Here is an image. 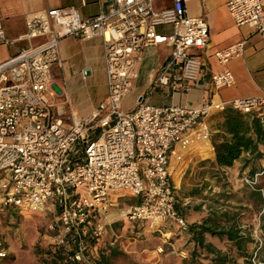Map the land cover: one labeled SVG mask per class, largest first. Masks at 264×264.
<instances>
[{
  "label": "built area",
  "instance_id": "1",
  "mask_svg": "<svg viewBox=\"0 0 264 264\" xmlns=\"http://www.w3.org/2000/svg\"><path fill=\"white\" fill-rule=\"evenodd\" d=\"M191 1L171 0L169 7L154 10V0H110L106 11L86 19L73 7L35 12L16 40L6 37L0 21V45L40 40L0 64V213L7 208L20 214L50 212L52 202L57 244L67 248L64 237H69L74 259L83 264H94L91 254L102 244L109 199L117 193L139 198L137 205L125 209L129 220L147 223L150 229L170 221L186 230L172 183L184 160L178 147L197 141L209 145L206 119L213 112L230 108L255 113L264 124V94L228 102L213 99L235 85L227 69L210 75L213 95L199 107H155L142 96L135 110L122 109L142 51L149 46L172 47L153 88L187 93L186 82L201 81L204 63L189 51L206 48L209 30L203 16L189 14ZM226 8L237 27H249L264 40V0H227ZM160 27H171L172 33H159ZM67 37L103 41L107 97L87 117H77L66 93L54 89L51 66L59 62V43ZM243 45L217 50L213 56L225 65L242 56ZM66 118L69 127L64 126ZM263 175L264 165L240 182L254 190ZM2 235L0 227V259L6 257Z\"/></svg>",
  "mask_w": 264,
  "mask_h": 264
},
{
  "label": "crops",
  "instance_id": "2",
  "mask_svg": "<svg viewBox=\"0 0 264 264\" xmlns=\"http://www.w3.org/2000/svg\"><path fill=\"white\" fill-rule=\"evenodd\" d=\"M109 2L110 0H0V21L6 37L16 40L25 33L26 20L32 13L73 7L82 18L86 19L106 11ZM226 2L227 0H194L187 4L190 15L203 16L208 24L209 42L206 48L201 51L195 49L189 51L204 63V74L201 81L198 84L186 82L190 87L187 93L172 90L170 87L157 86L153 88L160 68L172 53V47L168 43L149 46L142 51L137 66V78L133 81L130 94L122 102L124 111L135 110L137 102L142 96H147V103L155 107H199L213 95L210 87V75L224 69L233 74L235 85L218 91L213 96L215 101L228 102L234 99L260 97L264 94V40L253 29L236 26L228 15ZM170 5L171 0H154L153 2L154 10H161ZM160 28H158V32L163 33L162 30H159ZM39 42L40 40L36 39L31 42L16 41L11 46L0 45V64L14 56L17 50L30 44L36 45ZM237 43L244 44L242 56L230 60L225 65L219 64L213 56L214 52ZM71 45H77L78 50L74 54L67 51V47ZM78 55L83 56L82 60L76 61L75 59L74 61V57ZM59 56V62L51 66L54 89L66 93L70 106L77 117H87L106 99L107 82H105L106 87L101 91H87L85 94L80 92V88L75 83L76 78L86 81L93 75L95 68L102 67L105 73L102 38L94 37L87 41H80L72 37L64 38L59 43ZM131 96L133 104L124 108V102L127 103ZM220 121L221 113L219 112L211 113L206 119L211 132L209 145L197 141L191 147H178L184 160L181 165H178L180 168H177L172 174L173 185L176 184L179 176L186 175L188 177L184 182L185 186L191 178L200 182L201 185L204 182H212L208 178L201 179L198 173L202 169L201 161L212 162L215 159L211 138ZM258 149L263 154V159L259 160L261 169L257 173L262 170L264 165V144L259 145ZM251 156L253 155L245 153L231 168L222 170L229 175L236 172L244 175L249 170L248 168L243 170V165ZM172 162L174 166H177L174 161ZM263 177L264 175L259 178L258 182L261 187ZM243 178L245 176L239 181ZM191 185L195 189L199 186ZM126 197L125 194L117 193L109 199V214H107L109 221L105 223L102 245L109 246L119 253L111 264H130L132 261L139 264H183V260L193 248L189 231L179 229L170 221L150 229L147 223L129 220L122 216L123 213L115 209L119 206L126 209L138 204L127 202ZM191 199L181 198L184 205H190L188 202ZM196 201L198 200L196 199ZM203 216L204 214H190L185 219L187 226L197 222Z\"/></svg>",
  "mask_w": 264,
  "mask_h": 264
},
{
  "label": "trees",
  "instance_id": "3",
  "mask_svg": "<svg viewBox=\"0 0 264 264\" xmlns=\"http://www.w3.org/2000/svg\"><path fill=\"white\" fill-rule=\"evenodd\" d=\"M214 150V161L204 160L200 162L201 171L198 176L201 179L208 178L216 187L226 190L230 187L229 174L222 169L231 168L240 157L249 153L251 158L245 161L243 170L248 168L250 177L256 172V163L263 159L258 147L264 144V124L256 114H242L233 109L221 112V121L216 125L211 138ZM258 185L250 191V195L259 200L262 212L259 216L261 231V243L236 226L238 215L232 211H201V205L192 207L177 203L179 215L186 219L190 214H204L197 222L187 226L191 234L193 248L183 260V264H264V190ZM185 198L198 199L200 194L194 192L183 195ZM222 198H228L225 193L219 194ZM200 198V197H199ZM19 212L13 208H7L0 213V223L4 235L16 236ZM68 247L54 243L46 247L35 246L34 254L41 264H83L74 259L75 248L70 245L71 239L64 237ZM3 247L5 245L3 242ZM6 250V249H5ZM119 253L109 246H101L91 254L94 264H111ZM12 258L6 252V257L0 259V264Z\"/></svg>",
  "mask_w": 264,
  "mask_h": 264
},
{
  "label": "rangeland",
  "instance_id": "4",
  "mask_svg": "<svg viewBox=\"0 0 264 264\" xmlns=\"http://www.w3.org/2000/svg\"><path fill=\"white\" fill-rule=\"evenodd\" d=\"M159 30H162L165 34L172 33V29L169 27L160 28ZM77 50V45L67 47V51L71 54L76 53ZM82 58V55H78L77 57L75 56L73 60L75 61L76 59V61H81ZM105 82V73L102 67H100V69L95 68L93 75L86 81H83L81 78H76L75 84L80 88V92L85 94L87 91H101L104 87H106ZM92 98L94 99V96ZM132 100L133 97L131 96L128 98L127 103L124 102L123 107L126 108L127 106L132 105ZM70 124V119L66 118L64 120V126L69 127ZM259 169H261L260 162H257L256 172ZM244 176L250 177L249 171H246L244 175H241L238 172L229 175L230 187L226 190L216 187L214 182H204V184L201 185L200 182L197 180L194 181L192 178L188 180L187 186H185L184 182H186L188 176H179L176 180V184H174L176 187L175 193L177 200L179 199L178 202L183 203L181 198L184 196L182 195L194 193V191H196L200 194V198L198 197V201H196V199L189 200L188 204H190V206L195 207L201 205V211L203 213L211 210L217 212H235L238 215L236 226L246 233H249L255 241H258V238H260L261 235V231L259 229V216L261 215L262 207L259 200L249 194L251 189L244 186L239 181ZM191 184H197L199 186L195 189ZM261 185L264 187V177ZM221 193H225L226 196L230 197L222 198L219 196ZM126 201L131 204H136L138 203L139 198L127 196ZM48 205L51 206L50 212L44 211L18 215L17 229L19 232L16 236L13 237L6 234L4 235L2 230V237L6 252L10 253L12 257L11 259L8 258L5 260L4 264H41L34 254L35 246L46 247L47 245H52L58 242L59 234L57 232L58 226L56 225L57 215L54 214L55 206L52 202H49ZM115 209L119 210L120 213H123L122 216H125V209L123 207L119 206ZM107 214H109V212ZM107 221H109V218H107ZM51 225H53L54 228L57 226L55 230H51L49 228ZM130 264L139 263L132 261Z\"/></svg>",
  "mask_w": 264,
  "mask_h": 264
}]
</instances>
